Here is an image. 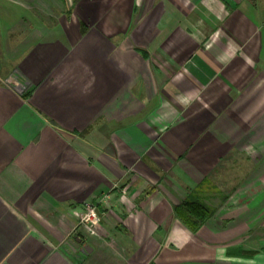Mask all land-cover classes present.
I'll list each match as a JSON object with an SVG mask.
<instances>
[{
	"label": "crops",
	"instance_id": "obj_1",
	"mask_svg": "<svg viewBox=\"0 0 264 264\" xmlns=\"http://www.w3.org/2000/svg\"><path fill=\"white\" fill-rule=\"evenodd\" d=\"M263 166L264 0H0V264H264L242 185L174 209Z\"/></svg>",
	"mask_w": 264,
	"mask_h": 264
},
{
	"label": "rangeland",
	"instance_id": "obj_2",
	"mask_svg": "<svg viewBox=\"0 0 264 264\" xmlns=\"http://www.w3.org/2000/svg\"><path fill=\"white\" fill-rule=\"evenodd\" d=\"M241 169L243 171L245 169L253 170V168H241ZM262 169L264 171V166ZM244 176H242V182L240 181L241 183L236 181L234 182L232 180L233 176L231 177L230 175L227 177L219 176L214 183L216 186V191H214V193L217 196L214 199L210 198L209 196L210 194H208V190H206L207 183H205L202 188H198L197 190L191 193L198 195L205 203H207L208 200L211 204L210 203L207 204L210 205L211 207L217 208L218 210V208H221L224 204H226V202L229 199V196H231L232 193L235 190H237L240 185H242V190L246 189L247 197L245 198L242 197L241 200L239 199L234 200L236 201V203L232 204V206L239 205V203H241L242 208H247V207L249 208L250 206H255L253 204H256L257 202L258 203L261 202V204L259 205V207L262 208L261 214L258 215L250 214L251 216L250 224L252 225V229H250L249 231H245L243 234V238L247 240L248 248H251L258 253L264 254V198L261 199L254 198L255 195L264 193V174L261 178H258L256 181H253V179L248 178L249 179L248 181L243 182ZM218 190H220V192ZM206 193L208 194L209 199L207 198Z\"/></svg>",
	"mask_w": 264,
	"mask_h": 264
},
{
	"label": "trees",
	"instance_id": "obj_3",
	"mask_svg": "<svg viewBox=\"0 0 264 264\" xmlns=\"http://www.w3.org/2000/svg\"><path fill=\"white\" fill-rule=\"evenodd\" d=\"M174 209L176 216L194 232L211 219L217 211V208L211 207L198 195L192 193Z\"/></svg>",
	"mask_w": 264,
	"mask_h": 264
},
{
	"label": "built area",
	"instance_id": "obj_4",
	"mask_svg": "<svg viewBox=\"0 0 264 264\" xmlns=\"http://www.w3.org/2000/svg\"><path fill=\"white\" fill-rule=\"evenodd\" d=\"M122 192L126 193V188H122ZM110 202V193H106L101 197L98 203H84V211L79 217V228L82 236L96 237L99 235L98 226L102 220V210L100 206L107 209L110 207Z\"/></svg>",
	"mask_w": 264,
	"mask_h": 264
},
{
	"label": "water",
	"instance_id": "obj_5",
	"mask_svg": "<svg viewBox=\"0 0 264 264\" xmlns=\"http://www.w3.org/2000/svg\"><path fill=\"white\" fill-rule=\"evenodd\" d=\"M70 243L72 244V246L76 249H81L83 252H87L88 247L87 246H83L82 247V239H77V240H70Z\"/></svg>",
	"mask_w": 264,
	"mask_h": 264
}]
</instances>
